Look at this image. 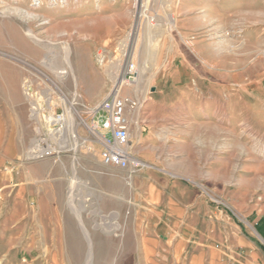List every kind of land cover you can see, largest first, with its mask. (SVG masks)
<instances>
[{
    "label": "rangeland",
    "instance_id": "rangeland-1",
    "mask_svg": "<svg viewBox=\"0 0 264 264\" xmlns=\"http://www.w3.org/2000/svg\"><path fill=\"white\" fill-rule=\"evenodd\" d=\"M39 1L0 0V264H194L198 250L146 216L136 185L142 171L129 176L102 165L101 148L81 122L92 120L130 59L139 77L123 92L141 99L166 79L167 68H219L204 83L195 80V97L209 98L212 86L220 100L226 93L241 108L247 152L239 165L251 162L235 175L251 178L253 203H260L264 0ZM100 48L108 51L103 66ZM26 91L34 98L50 93L57 111L75 118L80 137L71 150L26 159L37 130ZM199 187L240 212L222 194Z\"/></svg>",
    "mask_w": 264,
    "mask_h": 264
},
{
    "label": "crops",
    "instance_id": "crops-1",
    "mask_svg": "<svg viewBox=\"0 0 264 264\" xmlns=\"http://www.w3.org/2000/svg\"><path fill=\"white\" fill-rule=\"evenodd\" d=\"M196 46L194 55L201 56L202 47ZM218 71L167 68L166 79L144 94L131 117V139L136 155L150 167L136 175V185L154 226L198 250L194 264H264V200L253 203L251 178L235 175L251 162L239 165L247 152L246 119L226 93L220 100L218 88L210 87L209 98L195 97V80L204 83ZM200 184L240 212L211 202Z\"/></svg>",
    "mask_w": 264,
    "mask_h": 264
},
{
    "label": "built area",
    "instance_id": "built-area-1",
    "mask_svg": "<svg viewBox=\"0 0 264 264\" xmlns=\"http://www.w3.org/2000/svg\"><path fill=\"white\" fill-rule=\"evenodd\" d=\"M34 3L39 5L40 1L34 0ZM97 62L101 66L108 62L106 48L97 51ZM138 77L136 65L130 59L109 93L90 112L92 120L87 122L83 119L81 122L88 134L95 138V144L101 148L99 162L109 168L128 170L129 176L150 167L136 155L131 139V117L142 107L144 101L132 93L123 92V88L135 84ZM26 96L29 117L37 126L35 137L26 149V159L40 160L71 150L75 140L80 137L77 124L69 121L66 111H57L58 104L54 103L50 93L44 92L34 98L26 91ZM83 141L84 144L89 142L86 139ZM90 148L92 149L91 146ZM210 199L221 205L217 199Z\"/></svg>",
    "mask_w": 264,
    "mask_h": 264
},
{
    "label": "bare ground",
    "instance_id": "bare-ground-1",
    "mask_svg": "<svg viewBox=\"0 0 264 264\" xmlns=\"http://www.w3.org/2000/svg\"><path fill=\"white\" fill-rule=\"evenodd\" d=\"M52 1V3L53 2H55L56 0H51ZM168 22L170 23V24H175V18H174V14H170L169 16H168ZM124 53H126V48H124ZM64 73H66V72H64ZM117 79V78H116ZM115 79V80H116ZM13 86V85H12ZM11 92L12 91H8V95H10V96H12V94H11ZM69 121H74V123H75V118H73V117H71V116H69ZM83 143V142H82ZM82 143H81V145H82ZM73 146H74V143H73ZM42 168V167H41ZM73 195V194H72ZM72 195H70V200H72V198H73V196ZM75 195V194H74ZM71 206H72V209L76 212V214H80V209H78V208H76L75 206H74V203H72L71 202Z\"/></svg>",
    "mask_w": 264,
    "mask_h": 264
}]
</instances>
